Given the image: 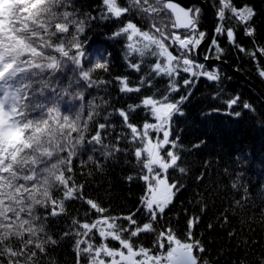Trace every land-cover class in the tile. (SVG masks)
Masks as SVG:
<instances>
[{
	"label": "snow or ice",
	"instance_id": "1",
	"mask_svg": "<svg viewBox=\"0 0 264 264\" xmlns=\"http://www.w3.org/2000/svg\"><path fill=\"white\" fill-rule=\"evenodd\" d=\"M9 4L0 27V264H62L65 247L72 264H221L212 239L221 233L235 249L224 264H264V208L257 217L244 173L217 158L208 131L186 145L175 128L201 84L215 90L205 123L264 120V93L223 86L233 56L264 81V0ZM98 24L121 46L115 75L113 53L86 43ZM113 86L114 98L90 91ZM121 157L131 170L123 183L140 194L114 212L107 187L104 198L94 193ZM258 195L264 205V186Z\"/></svg>",
	"mask_w": 264,
	"mask_h": 264
},
{
	"label": "trees",
	"instance_id": "2",
	"mask_svg": "<svg viewBox=\"0 0 264 264\" xmlns=\"http://www.w3.org/2000/svg\"><path fill=\"white\" fill-rule=\"evenodd\" d=\"M96 2L97 0H87V3L93 7H95ZM4 6L5 12L3 18L0 20V27L3 26L5 20L11 15L9 0H4ZM107 31L108 29L103 24L96 25L93 30L88 32L89 39L86 43L90 49L107 47L113 53V75H115L124 70L121 59V46L114 45L107 40ZM227 64L234 69L239 66V72L244 74L264 93V81L257 75L256 68L251 61L243 58L237 60L233 56ZM223 72L225 74L223 86L228 92L239 91L246 98H261V95L252 86L235 78L232 72L224 65ZM228 77H231V79ZM90 91L92 95L105 96L106 98H114L119 95L115 90V86L110 89L109 95H106L103 90ZM211 95H215L214 88L207 87L204 84L199 85L198 90L194 92L191 105L186 109L187 116L176 121L175 128L180 130L181 138L186 145L200 133L204 131L209 132L212 137V149L217 154V158L222 157V163L227 161L233 168L244 173V182L249 185L254 193L257 204L254 211L257 217H259L262 208H264L258 195L261 187L264 186V120L257 116L255 118L246 117L239 122L220 118L205 123L201 108H207L208 98ZM67 107L68 105H65V108ZM238 157L239 160L237 159ZM130 171L128 165L124 163V158L121 157L117 162L110 165L106 178H98L101 179V188L94 194H98L101 198H104L103 189L107 187L111 192V198L107 202L114 212L126 211L129 208H133L134 201L140 194L139 190L135 187H132L130 191L129 186L123 183L122 178ZM185 198L187 199L189 197L186 196ZM175 211H179V208ZM168 215L169 217H173L171 223L176 225L174 218L175 212L169 213ZM255 235L257 239L262 235L260 227L256 228ZM212 239L216 241L215 248L223 249L224 251L221 264H224L228 259H235L233 255L235 250L234 246L224 238L223 233L212 237ZM60 260L62 264H72L70 249L65 247L60 251Z\"/></svg>",
	"mask_w": 264,
	"mask_h": 264
},
{
	"label": "water",
	"instance_id": "3",
	"mask_svg": "<svg viewBox=\"0 0 264 264\" xmlns=\"http://www.w3.org/2000/svg\"><path fill=\"white\" fill-rule=\"evenodd\" d=\"M182 2L188 6H192L193 4L199 3L200 0H182ZM210 21V18H209ZM224 66H226L234 75L235 78H237L238 80L245 82L247 84H249L250 86H252L260 95L262 94L261 90L259 89L258 86H256L253 82H251L244 74H242L239 71H236V69H234L233 67H231L229 64H225Z\"/></svg>",
	"mask_w": 264,
	"mask_h": 264
}]
</instances>
